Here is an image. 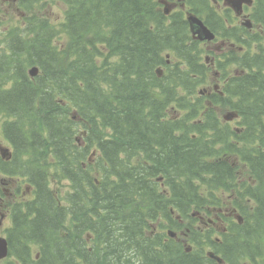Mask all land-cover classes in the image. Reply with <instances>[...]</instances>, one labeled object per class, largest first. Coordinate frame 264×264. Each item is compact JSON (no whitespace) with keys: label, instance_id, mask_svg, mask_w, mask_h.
Returning a JSON list of instances; mask_svg holds the SVG:
<instances>
[{"label":"trees","instance_id":"trees-1","mask_svg":"<svg viewBox=\"0 0 264 264\" xmlns=\"http://www.w3.org/2000/svg\"><path fill=\"white\" fill-rule=\"evenodd\" d=\"M49 1L20 0V25L0 18V121L13 146L0 172L34 188L13 207L11 253L23 264H264V0L251 12L260 31L239 36L212 0H179L218 39L257 44L229 53L242 70L225 74L211 105L191 97L206 44L183 11L166 14L160 0H57L67 9L55 24ZM217 106L238 113L239 127ZM229 203L245 221L221 242L200 237L192 212Z\"/></svg>","mask_w":264,"mask_h":264},{"label":"rangeland","instance_id":"rangeland-1","mask_svg":"<svg viewBox=\"0 0 264 264\" xmlns=\"http://www.w3.org/2000/svg\"><path fill=\"white\" fill-rule=\"evenodd\" d=\"M172 1V3L175 2V0H170ZM178 5H174L173 6V11L178 10ZM64 10H65V6L63 3L57 1V0H50L49 1V10L46 11V14L48 15V17H50L53 21H58L61 20L64 14ZM0 18L2 20V22L4 23V25L6 26V28L11 27V26H16V25H20L21 22L23 21L24 18V12L20 9V7L18 6V0H0ZM6 28H3V30H5ZM215 44H219L218 42H215ZM234 46V45H233ZM227 48L229 47V45L226 46ZM252 50L257 49L256 44H253L251 46ZM217 50V48L215 49ZM213 75V82L217 81V76L215 74V71H213L212 73ZM230 111L226 108V107H221L218 109L217 111V115L220 119H222L224 116L228 115ZM0 141L5 144L6 146H9L8 141L6 140V138L3 135L2 132V124L0 121ZM240 170L243 174L244 177H247L248 175V171L246 169V167L242 164H239ZM7 176L1 175V179H5L6 181H8ZM10 182H13L12 180H10ZM54 187H56L55 185H53ZM58 189H61V191L66 190V187H59ZM26 192L23 193L22 197L25 195ZM226 196V195H225ZM0 210H3L0 207ZM5 226L9 225V220L7 219L5 221ZM3 231V227L1 228L0 232ZM0 264H2V261H0Z\"/></svg>","mask_w":264,"mask_h":264},{"label":"water","instance_id":"water-1","mask_svg":"<svg viewBox=\"0 0 264 264\" xmlns=\"http://www.w3.org/2000/svg\"><path fill=\"white\" fill-rule=\"evenodd\" d=\"M249 1V0H247ZM189 21L191 22V25L192 27L195 25H198L200 30L198 31H194L195 33H199L201 32L202 35L200 36V38H202L203 36V28H202V22L200 21L199 18H197L195 15L193 14H190L189 17H188ZM204 33H205V36L208 37V38H211L213 35L204 27ZM7 246H0V257H4L5 255H7Z\"/></svg>","mask_w":264,"mask_h":264},{"label":"flooded vegetation","instance_id":"flooded-vegetation-1","mask_svg":"<svg viewBox=\"0 0 264 264\" xmlns=\"http://www.w3.org/2000/svg\"><path fill=\"white\" fill-rule=\"evenodd\" d=\"M2 215V217H4L5 216V214H1ZM1 225H2V221L0 220V227H1Z\"/></svg>","mask_w":264,"mask_h":264},{"label":"bare ground","instance_id":"bare-ground-1","mask_svg":"<svg viewBox=\"0 0 264 264\" xmlns=\"http://www.w3.org/2000/svg\"><path fill=\"white\" fill-rule=\"evenodd\" d=\"M91 218V217H90Z\"/></svg>","mask_w":264,"mask_h":264}]
</instances>
